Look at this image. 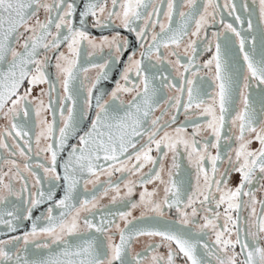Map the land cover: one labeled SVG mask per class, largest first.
Here are the masks:
<instances>
[{"label": "snow or ice", "instance_id": "1", "mask_svg": "<svg viewBox=\"0 0 264 264\" xmlns=\"http://www.w3.org/2000/svg\"><path fill=\"white\" fill-rule=\"evenodd\" d=\"M0 121V264H264V0H0Z\"/></svg>", "mask_w": 264, "mask_h": 264}, {"label": "flooded vegetation", "instance_id": "2", "mask_svg": "<svg viewBox=\"0 0 264 264\" xmlns=\"http://www.w3.org/2000/svg\"><path fill=\"white\" fill-rule=\"evenodd\" d=\"M236 2H237V4L239 5L240 4V2H241V0H236ZM241 15L242 16H245L246 14L245 13H243V12H241ZM41 18H43V13H41ZM225 19H226V22H233L234 24L236 23L235 21H233L232 20V18L231 17H228L227 16V14L225 13ZM253 20H254V22H255V16H253ZM238 26V25H237ZM219 26L217 25V28H218ZM212 30H215V29H210L209 31H212ZM127 53H125V57H127ZM211 56V53H206L204 56H203V60H206V59H208L209 57ZM202 62V61H201ZM122 66V65H121ZM91 75H94V73L93 74H91ZM24 87L26 88V87H28V84H27V82H25V84H24ZM39 87H47L46 85H40ZM36 91H38V89H36V90H34V94H35V92ZM256 91H258L257 89H255V88H253V93L255 94V92ZM130 97H125V99H129ZM161 111H163V108H161ZM160 113L159 112H157V115H159ZM183 116H181L180 117V120L181 121H183ZM4 122L3 121H0V124H3ZM258 145H253V147H257ZM153 155H155V153H153ZM184 164L186 165V161L184 162ZM227 165H225V167H226ZM6 170V169H5ZM145 171H147V169H145ZM104 179H106V178H102V181L104 180ZM113 179L114 180H116V179H119V176H116V177H113ZM136 179H138V177L136 178ZM238 179H239V177H238V175H234L233 176V179H232V184H233V186L237 183V181H238ZM19 185H17V187H18ZM149 187V190H151V188L153 187L152 185H149L148 186ZM91 188H92V186L91 185H89V190L91 191ZM138 191H139V189H138ZM138 198V196H133L132 197V199H137ZM109 199L108 198H104V199H102L101 200V206H106V205H108L109 204ZM38 213H35L34 212V215H37ZM133 215H135V216H138L139 215V210H136V211H134L133 212ZM150 241L148 240V238H142L139 242H137L136 244H135V246H134V250L135 251H141L142 250V248H144L145 246H146V244L147 243H149ZM237 250H239V249H237Z\"/></svg>", "mask_w": 264, "mask_h": 264}]
</instances>
